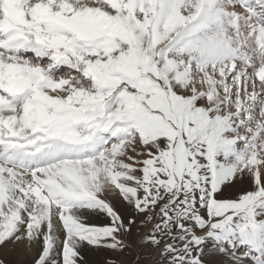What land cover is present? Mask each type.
<instances>
[{"label": "snow or ice", "instance_id": "1", "mask_svg": "<svg viewBox=\"0 0 264 264\" xmlns=\"http://www.w3.org/2000/svg\"><path fill=\"white\" fill-rule=\"evenodd\" d=\"M88 248L264 264V0H0V256Z\"/></svg>", "mask_w": 264, "mask_h": 264}, {"label": "rangeland", "instance_id": "2", "mask_svg": "<svg viewBox=\"0 0 264 264\" xmlns=\"http://www.w3.org/2000/svg\"><path fill=\"white\" fill-rule=\"evenodd\" d=\"M239 191V189L234 190ZM221 199H232L234 198L233 193H225L223 197H220ZM113 204L117 207L118 210L121 211L123 214V208L125 207L121 201H119V198L116 197L113 199ZM142 219V217L137 218V222L139 223V220ZM90 225H96V226H104L108 223V220L103 215H93L90 216L87 221ZM125 223H127V216L125 215ZM146 231L142 230L143 232ZM133 232L135 233V228L133 229ZM20 250L17 249L16 253H11L7 255H2L0 258L4 259L6 264H18V262L23 261V264H31V257L30 256H22L19 254ZM82 255L84 256V262L83 264H109V262H115V264H132L133 259L135 257V252H133L131 255L127 253H116L112 252L110 250L106 249H86ZM156 259V253L152 252L149 248H145L142 252V257L140 260V264H154V261Z\"/></svg>", "mask_w": 264, "mask_h": 264}]
</instances>
